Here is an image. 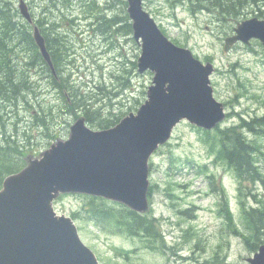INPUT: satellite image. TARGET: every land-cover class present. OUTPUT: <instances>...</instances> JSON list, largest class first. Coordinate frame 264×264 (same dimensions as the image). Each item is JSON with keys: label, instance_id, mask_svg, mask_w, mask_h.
I'll return each mask as SVG.
<instances>
[{"label": "rangeland", "instance_id": "rangeland-1", "mask_svg": "<svg viewBox=\"0 0 264 264\" xmlns=\"http://www.w3.org/2000/svg\"><path fill=\"white\" fill-rule=\"evenodd\" d=\"M5 1L18 7L17 0ZM26 1L62 66L61 87H54L50 71L28 43H12L18 70L10 73V79L20 86L16 95L8 88V100L0 102V145L9 142L13 152L16 142L24 155H11L25 168L29 156L39 159L59 140H68L71 126L86 117L84 109L73 105L74 91L76 101L85 100L91 112H98L86 123L100 131L115 126L101 128L107 121L137 114L154 77L151 72H138L142 48L123 28L131 23L125 0ZM143 1L172 43L191 50L203 63L208 58L213 61L216 72L211 84L215 98L225 107L226 120L210 133L182 122L171 141L151 158V207L146 217L159 221L164 244L159 243L158 249L148 247L142 236L107 231L87 218L93 208L118 207V203L63 194L54 201L55 210L60 216L81 217L74 219L81 239L100 264H250L248 259L264 245V229L255 233L249 228L245 209L264 210V184H242L236 172L218 160L219 129L240 124L242 117L264 116L262 43L253 40L250 46L238 44L224 52L225 39L239 21L264 15L251 6L235 16L192 10L180 0ZM97 28L110 37L105 39ZM60 77L68 78L67 87ZM244 134L258 146V165L264 174V137Z\"/></svg>", "mask_w": 264, "mask_h": 264}, {"label": "water", "instance_id": "water-1", "mask_svg": "<svg viewBox=\"0 0 264 264\" xmlns=\"http://www.w3.org/2000/svg\"><path fill=\"white\" fill-rule=\"evenodd\" d=\"M126 1L134 39L142 47L138 72L154 73L148 99L137 114L110 129L94 131L80 118L68 140H59L39 159L30 156L25 169L5 179L0 189V264H100L73 219L56 212L54 201L61 194H85L146 214L150 159L170 141L178 124L187 120L211 131L226 119L211 85L214 64H203L191 50L172 43L143 0ZM18 9L34 26V40L56 76L46 38L27 1L18 0ZM252 40L264 46V19L238 23L224 51ZM248 262L264 264V245Z\"/></svg>", "mask_w": 264, "mask_h": 264}, {"label": "trees", "instance_id": "trees-1", "mask_svg": "<svg viewBox=\"0 0 264 264\" xmlns=\"http://www.w3.org/2000/svg\"><path fill=\"white\" fill-rule=\"evenodd\" d=\"M180 1L190 4L192 10H219L220 14L239 16L241 15V10H244L245 8L251 6L258 8L261 16L264 15V0ZM125 4L127 7V2ZM126 16L129 19V16ZM15 19L21 20L19 22H14ZM116 20L117 19L113 20V22H116ZM123 28L133 34L132 23L127 22V24ZM97 30L100 31L98 28ZM0 32V102L2 99L7 97L8 88L13 95H16V89L20 86H18V84H15V86L14 84L12 85V80L10 79L12 78V75L10 73L15 69L18 70V66H15L17 58L15 57L16 54L12 45L13 41L15 40L21 41L22 43H28L33 51H35L36 58L43 63V66L46 70L50 71L49 76L51 74L53 77V80L51 81L52 85L58 88L61 87L58 79H56L52 74L48 64L43 59L34 41L33 27L24 19H22L18 9L14 6L13 2L0 0ZM100 33L105 37V39H107L109 36V32L103 33L102 31H100ZM177 44L179 45V43ZM47 46L51 52L52 61L59 77V70L62 66V60L56 57V51H53L54 46L51 41L47 40ZM27 65L31 66L32 64L28 62ZM60 79L63 81L64 87H67L68 78L60 77ZM7 82L9 83L7 84ZM29 84V77H26V88H29ZM73 93L75 94L73 104L74 107H76V109L80 107V109L85 110L86 121L88 123L93 121V115H98V112H91L88 106L89 103H87V101L81 99H78V101H76L77 94L75 91ZM5 100H8V98H6ZM120 120L116 122L107 121V123L101 128L114 126ZM244 132L264 137V116L251 119L242 117L240 124L224 130L219 129L220 148L218 150V160L224 161L230 168H232L236 172L237 177L242 184H254L260 182L264 184V174L262 173L258 165L259 148L254 141H251L247 138V135H245ZM3 144L4 146L0 145V187L2 186L3 181L6 177L12 174L19 173L25 168L26 165L22 161L17 160V162L15 163L13 160L12 155L14 154L24 155V153L17 146L16 142L15 150L13 152H10L12 151L11 148L13 147L10 146L9 142H7L8 147L6 146V143L3 142ZM91 199L92 202L104 200L97 197H91ZM245 210H247L245 212V215L247 216L246 219L249 228L255 233H260L261 229H264V210H262L261 208H251ZM227 214L228 209L226 210V215ZM77 216L78 214H74L73 219H75ZM79 218L81 217H78L76 219ZM87 218L91 221H94L100 228L107 231H114L119 234H129L130 236H142L147 239L146 242L149 245L148 247L152 249H158L159 243L161 242L164 244V237L160 228L159 221L156 218H148L146 217V215H140L130 210L125 205L119 204L118 207L108 206L106 209L93 208ZM117 251L119 255H123L125 253L120 250Z\"/></svg>", "mask_w": 264, "mask_h": 264}]
</instances>
